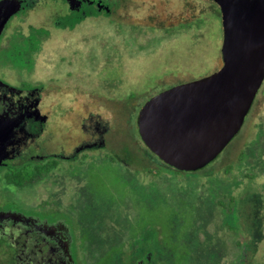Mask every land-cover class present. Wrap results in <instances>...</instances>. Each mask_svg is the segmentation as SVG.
I'll return each instance as SVG.
<instances>
[{
	"label": "rangeland",
	"instance_id": "374dc122",
	"mask_svg": "<svg viewBox=\"0 0 264 264\" xmlns=\"http://www.w3.org/2000/svg\"><path fill=\"white\" fill-rule=\"evenodd\" d=\"M181 1H188L195 10L193 28L177 29L184 25L185 16L171 26L174 28L135 30L127 26L116 30L104 20L87 19L72 31L40 37L39 44L24 35L28 24L41 23L40 13L31 10L23 15L22 22L15 25L18 31L11 29L10 38H3L1 52L7 50L2 57L11 58L19 67L24 65V76L43 83L41 110L52 122L64 126L62 136L68 134L69 138H42L40 142L69 150L76 143L73 138L81 135L76 117L82 111L74 109L75 114L68 118V96L48 91L49 75L81 68L92 76L103 74V84L112 91L122 80L117 74L133 78L142 73L136 91L83 97V110L100 113L108 121L117 145L123 142L120 123L133 118L151 89L197 79L218 69L222 37L218 6L213 0ZM201 21L205 23L199 27ZM28 42H32L30 46H26ZM28 49L29 59H25ZM262 95L264 80L238 133L195 173H176L155 156L145 163L135 158H131L132 164L114 160L112 154L117 156L120 151L108 143L78 161L57 159L55 173L35 177L37 182L23 185L20 194L11 193L17 189L8 173L0 170V193L6 189L7 196L24 206L67 216L75 231L80 264H132L129 260L138 252L146 264H264V106L252 122ZM132 140L139 146L137 139ZM218 200L226 205L231 201L230 212ZM93 251L98 252L94 262L90 260ZM112 254L118 256L114 259Z\"/></svg>",
	"mask_w": 264,
	"mask_h": 264
},
{
	"label": "flooded vegetation",
	"instance_id": "af4514ba",
	"mask_svg": "<svg viewBox=\"0 0 264 264\" xmlns=\"http://www.w3.org/2000/svg\"><path fill=\"white\" fill-rule=\"evenodd\" d=\"M19 1V11L11 15L2 34H0V122L2 121L1 124H3L6 131L8 129L3 142V155L5 158L0 161V170L10 174L18 172L22 167L31 168L34 177L37 179L55 173L56 164H59L57 159L66 162L78 161L82 156L104 149L108 143H113V146H116L108 121L100 113L83 110L86 107L83 97L84 99H88V97L96 99L102 92L113 96L125 90L128 92L136 91L140 85L142 73L133 75V78L131 76H126V78L125 75L128 74H117L116 76H121L122 80L120 85L118 84L116 89L112 91H109L106 84H103V74H93L94 76H92L81 68L68 69L63 73L49 75L47 77L50 82L48 91L55 94L63 92L68 96L65 101V114L68 118H72L75 114L73 113L74 109L82 111V115L78 114L79 116L76 117L81 135L73 138L76 141L75 145L69 150L62 147L58 149L49 148V145L40 142L42 138L47 140H69L68 134L63 137L64 126L52 122L49 114L41 110L42 96L45 91L43 83L40 80L37 82L32 81L24 76L21 71L24 69V65L19 67L18 63L9 57L3 59L2 53L5 54L7 50L1 52L3 38L6 40L10 38L7 37V34L11 29L14 32L15 30L18 31L15 25L21 23V17L26 16L31 10L40 13L42 20L39 25L33 24L31 26L28 24L26 27L28 31L24 36L34 37L37 44L41 43L40 37H45L52 32L72 31L82 27V23L87 19L93 21L104 20L112 24L116 30L123 26L129 27L130 30L151 29L148 25L149 14L148 16L142 14L135 8H150L152 2L156 0ZM126 7H131V9H124ZM191 8L193 7L191 6ZM193 13L191 14L192 28L197 22ZM31 43L28 42L26 46H30ZM221 43L222 37L220 45ZM29 53V49L24 50L25 59H29ZM22 59L19 57L17 60L23 62ZM69 61L71 60L69 59ZM115 65L119 66L117 63ZM187 81L190 80H181L169 86L151 89L150 92L148 90V95L145 96V100L134 112L133 118L129 119V122L120 124L133 131L136 129L138 133L137 116L145 101L167 88ZM76 96L80 99L77 100ZM255 99L256 95L247 114L250 113ZM256 106L252 114L253 123L264 106V95L260 97ZM71 122L69 120L68 124L70 125ZM131 130H128L127 134L134 136L135 132L129 134ZM0 155L2 156V154ZM39 167L49 168L38 172L36 169ZM36 179L33 182H37ZM13 186L17 190L11 193L15 194L22 193L25 187ZM6 191V189H3L4 193H0V264H80L75 231L71 222L66 221L67 216L43 208L24 206L12 197L7 196ZM146 262L143 259L136 264H146Z\"/></svg>",
	"mask_w": 264,
	"mask_h": 264
},
{
	"label": "water",
	"instance_id": "95a60500",
	"mask_svg": "<svg viewBox=\"0 0 264 264\" xmlns=\"http://www.w3.org/2000/svg\"><path fill=\"white\" fill-rule=\"evenodd\" d=\"M213 1L221 15V66L150 97L137 116L143 143L180 171H197L219 155L240 130L264 79V0ZM18 5L0 0V34ZM1 123L0 161L8 132Z\"/></svg>",
	"mask_w": 264,
	"mask_h": 264
},
{
	"label": "trees",
	"instance_id": "16d2710c",
	"mask_svg": "<svg viewBox=\"0 0 264 264\" xmlns=\"http://www.w3.org/2000/svg\"><path fill=\"white\" fill-rule=\"evenodd\" d=\"M162 2H163L162 0H156V1L152 2V5L150 8L139 7V9L135 8V10L140 11V13H142V14H147V16L149 14L148 25L151 28L159 27L162 29H166L167 27L173 26V24L175 22H179V19H182L184 16H185L184 25L180 26L181 25L180 24V25L176 26L177 29H179L178 27H182V29L192 28V18L188 17V13L191 12V14H192V12H194L193 14L195 17H196V13H195L194 8H191V5L189 4L188 1H186L184 3H182L181 0H180V2H179V0H167V1H164L163 3ZM161 5H163V6H161ZM124 9L129 10V9H131V7H126ZM132 10H134V9H132ZM191 14H190V16H191ZM167 22H169V24H167ZM201 22H202V24L199 27H201L205 23V22L203 23V21H201ZM171 28H174V27H171ZM220 65H221V61H220ZM121 127L123 130V142L119 144V141H118L117 145H116L117 147L114 146V150L120 151V153H118L117 156L112 154V157H114V160H120V161H125V162L128 161L127 164H132L133 161L131 158H135V160H139L141 162L144 161V163L146 160L150 159L151 156H155L157 159H159L141 141L136 129H135V131H133V130L129 129L128 127H125L122 125H121ZM128 130H131L129 134H131L132 132H135L134 136L131 137V135H128L127 134ZM132 138L135 140L137 139L139 146L133 145L134 140H132ZM109 145L113 146V143H110ZM149 155H150V157H149ZM141 162H140V164L142 165ZM163 164H165V163H163ZM166 166L169 167L170 169H172L176 173H179V172H181V173H195V172L199 171V170H197L195 172L194 171L193 172L180 171V170H177V169H175L169 165H166ZM48 168L49 167H39L36 169V171L40 172L41 170H48ZM137 171H138V169H137ZM8 175L11 177V181H10L11 184H13L15 186H23L25 184L32 183L35 179L33 169L26 168V167H22V168H20V170L18 172L10 173ZM218 203L222 207L226 208L228 212H230L229 205L232 204L231 201L228 202V205H226V202L223 200H218ZM138 253H136L135 256L129 260L130 263L136 264L138 261L143 260L144 255H139ZM115 255L118 256L117 254H115ZM115 255L112 254L111 256L114 258V257H116ZM96 257H98V252L93 251L92 254L90 255V260L92 262H94L96 260Z\"/></svg>",
	"mask_w": 264,
	"mask_h": 264
}]
</instances>
